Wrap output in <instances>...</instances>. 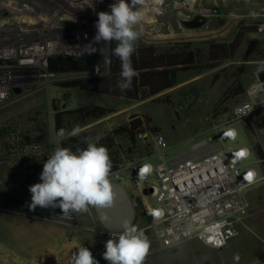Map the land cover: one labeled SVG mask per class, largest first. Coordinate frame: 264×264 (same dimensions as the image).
I'll return each instance as SVG.
<instances>
[{
	"label": "rangeland",
	"instance_id": "1",
	"mask_svg": "<svg viewBox=\"0 0 264 264\" xmlns=\"http://www.w3.org/2000/svg\"><path fill=\"white\" fill-rule=\"evenodd\" d=\"M26 2L28 5L21 4L27 11L25 17L15 19L16 23L0 25V90L5 93L0 97V264H70L72 253L83 246L99 264H108L102 254L110 236L94 207L81 213L78 227L59 223L58 207L29 209V186L33 185L29 179L39 178L47 157L69 138L57 139L55 115L65 114L63 128L71 131L78 126L79 134H86L88 143H96L130 119L140 120L143 133L134 145L124 138L115 141L114 150L121 156L118 166L144 160H151L155 166L162 160L199 152L205 148L201 145L213 140L216 131L232 118L233 108L246 100V90L257 82L260 59L247 58L244 51L254 33H264L257 31L258 24L264 22V0H162L159 12L154 9L153 0H147L142 8V22L137 26L141 35L135 47H152L157 53L180 46L201 51L209 42H229L241 27H255L256 31L244 36L232 59L201 73L180 72L175 86L138 101L63 87L64 83L110 76L111 49L116 42L107 45L102 55L99 51L89 55L83 47L93 40L97 13L110 11L108 5L115 0ZM204 10L211 14L203 16V25L197 28L183 25V21L202 16L200 13ZM253 12L257 14L255 18L250 15ZM47 43L64 46L70 53L44 56L39 63L22 54L33 47H41L43 51ZM93 46L99 49L103 43ZM59 57L80 62L84 69L50 72L49 60ZM240 88L245 93L235 95ZM91 106L110 109L111 113L85 124L70 115L79 108ZM254 116L240 122L244 133L238 126V144L245 143L246 139L252 141L255 133L264 137L263 130L250 124ZM20 136L26 143L36 141L38 151L26 155L16 140ZM22 160L26 167L15 170ZM251 161L253 158L246 163ZM22 171L25 174L21 176ZM120 182L125 183L138 212L141 204L134 199L135 190L130 192L133 183L125 178ZM249 197L250 215L241 226L239 236L223 249L214 250L197 241H185L173 250L147 254L143 264H264V251L259 249L264 224L257 226V235L246 229L255 221L264 223V200L261 201L264 184L253 188ZM138 216L131 225L139 228Z\"/></svg>",
	"mask_w": 264,
	"mask_h": 264
},
{
	"label": "built area",
	"instance_id": "2",
	"mask_svg": "<svg viewBox=\"0 0 264 264\" xmlns=\"http://www.w3.org/2000/svg\"><path fill=\"white\" fill-rule=\"evenodd\" d=\"M200 14L205 16L211 12L204 10ZM257 31L264 32V22L258 24ZM259 90L258 82L246 90V100L233 108L232 118L216 131L213 140L201 145H212L208 152L198 155L189 152L162 160L155 166L151 160L122 163L110 174L111 182L120 183L125 178L137 183L134 199L141 204L139 229L152 242L148 254L173 250L185 241H197L221 250L239 236L241 226L250 215L248 194L255 186L264 184V137L255 133L252 147L236 142L237 125L264 110V102H254ZM16 140L26 155L39 149L34 140L26 143L21 136ZM231 143L235 146L231 147ZM255 147L262 153V159L256 157ZM250 158L253 161L247 164ZM22 167H26L25 160L19 161L15 170ZM24 174L25 171L20 173ZM81 213L66 216L60 209L57 221L78 227ZM106 233L111 238L120 231L106 229Z\"/></svg>",
	"mask_w": 264,
	"mask_h": 264
},
{
	"label": "clouds",
	"instance_id": "3",
	"mask_svg": "<svg viewBox=\"0 0 264 264\" xmlns=\"http://www.w3.org/2000/svg\"><path fill=\"white\" fill-rule=\"evenodd\" d=\"M162 3V0H159ZM147 0H115L108 5L110 11L97 13L96 32L92 42L83 49L91 55L112 42L113 54L121 61V91L130 90L136 71L132 67L131 56L135 42L141 33L137 30L143 19L142 8ZM160 11V9H156ZM253 18L256 13L250 14ZM103 46L97 49L94 44ZM79 127L71 131L61 128L56 136L59 141L79 135ZM112 162L108 149L103 145L87 143L86 148L57 147L47 157L40 173V183L29 186L31 193L30 210L40 208H60L64 215L72 212H86L90 206L112 208L114 192L109 179ZM103 259L108 264H143L150 248L145 232L125 221L118 236L111 237L105 244ZM70 264H99L87 247H80L72 253Z\"/></svg>",
	"mask_w": 264,
	"mask_h": 264
},
{
	"label": "trees",
	"instance_id": "4",
	"mask_svg": "<svg viewBox=\"0 0 264 264\" xmlns=\"http://www.w3.org/2000/svg\"><path fill=\"white\" fill-rule=\"evenodd\" d=\"M255 27H241L233 35L229 42H209L205 50L194 51L188 46L171 48L165 52L157 53L152 47H135L131 56L132 67L136 71L133 78V86L130 90L121 91L117 86L121 82V61L113 52L110 56L111 71L110 76H101L96 78H87L82 81L64 83L65 88H77L87 93H96L99 95H108L119 97L130 101H138L149 98L175 86L177 74L186 71H196L201 73L214 69L226 60L232 59L241 45L244 36L247 33L255 32ZM112 51V49H111ZM245 57H257L264 61V48L260 47L257 40L248 42L245 51ZM84 69L80 62L71 58L59 57L55 60H49L48 70L53 73L71 72ZM244 89H239L235 95L244 94ZM111 113L110 109L91 106L82 107L73 111L70 115L82 124L89 121L99 120ZM253 113L251 116H253ZM65 114H56L54 117V133L62 126ZM65 129V128H64ZM143 133L142 122L137 119H130L112 129L107 135L99 139L95 144L103 145L108 149L112 162L111 173L117 170L120 161V153L114 150L117 138H124L130 144L136 143L137 137ZM88 137L86 134L69 137L61 143V147L86 148ZM255 154L258 159L263 155L257 147Z\"/></svg>",
	"mask_w": 264,
	"mask_h": 264
},
{
	"label": "water",
	"instance_id": "5",
	"mask_svg": "<svg viewBox=\"0 0 264 264\" xmlns=\"http://www.w3.org/2000/svg\"><path fill=\"white\" fill-rule=\"evenodd\" d=\"M205 23L203 16H195L193 19L183 21V25L188 28H197ZM257 82L260 84V90L257 95L254 96L255 103L264 102V69L257 73ZM132 192L137 183L134 182ZM114 192V203L112 208L94 207V210L98 214L101 225L111 231H121L125 221L132 224L136 215L138 216L141 209L138 212L135 211L131 194L117 182H111ZM141 208V207H140Z\"/></svg>",
	"mask_w": 264,
	"mask_h": 264
},
{
	"label": "crops",
	"instance_id": "6",
	"mask_svg": "<svg viewBox=\"0 0 264 264\" xmlns=\"http://www.w3.org/2000/svg\"><path fill=\"white\" fill-rule=\"evenodd\" d=\"M254 33V32H253ZM250 40H257L258 42H259V44H260V47L261 48H264V33H261V34H258V33H254V37H252V38H249V41ZM248 41V42H249ZM248 42H247V44H248ZM264 69V61H261L260 60V66L258 67V69H257V73L259 72V71H261V70H263ZM255 116L253 117V119L251 120V122H250V124H251V126L253 127V128H255V129H260V130H263L264 131V110H262V111H260V112H256L255 114H254ZM238 126H241V128H242V131H243V133H244V128L242 127V125L239 123L238 125H237V128H239ZM238 130V129H237ZM246 138V137H245ZM254 144V137L252 138V141L250 140V139H246V142L245 143H243V144H246V145H249V146H254L253 144ZM39 178L38 179H35L34 177H32V178H30L29 179V183H31V184H36L38 181L39 182H41V180H40V175L38 176ZM125 190H126V186H125V183H123V182H120L119 183ZM260 185H262V184H260ZM260 185H257V186H255L254 188H256V187H258V186H260ZM21 190H23V191H25V189H24V187H21L20 188ZM127 191V190H126ZM128 193V192H127ZM250 193V192H249ZM249 194H248V202H249V205H250V200H249ZM263 198H262V202H263ZM42 209V208H41ZM49 209V208H48ZM258 223H259V225H258ZM263 224L264 223H262V222H257V221H255L254 223H250L247 227H246V229H248L249 230V233H251V234H253V233H255L254 235H257L258 234V227L257 226H263ZM257 230V231H256ZM253 231V232H252ZM259 249H260V251H264V237L263 238H261V241H260V247H259Z\"/></svg>",
	"mask_w": 264,
	"mask_h": 264
},
{
	"label": "bare ground",
	"instance_id": "7",
	"mask_svg": "<svg viewBox=\"0 0 264 264\" xmlns=\"http://www.w3.org/2000/svg\"><path fill=\"white\" fill-rule=\"evenodd\" d=\"M11 2V1H10ZM10 4V3H8ZM16 4V3H15ZM14 4V5H15ZM12 3L10 5H7V7H9V9H11L13 11V14L16 15V19H20L22 17H25L26 14H27V11L25 9H23V7H19V6H14ZM153 5H154V9H160L162 6V3L159 2V0H153ZM181 6V5H180ZM152 8V7H151ZM11 11V12H12ZM156 12H159L156 10ZM23 24V23H22ZM42 27V26H41ZM57 49H60V51H57ZM77 49H74V54H77L78 51H76ZM62 52H66L65 51V48L64 46H56L54 43H51V44H46V49L45 50H41V47H33L31 50L29 51H24L22 54L25 56V57H33L35 58V61L37 63H39L40 61V58L41 57H44V56H49V55H56L58 53H62ZM72 52V53H73ZM66 53H70V52H66ZM3 55V54H2ZM4 56V55H3ZM41 64V63H40ZM43 66V64H41ZM4 92H2L0 90V96H3ZM213 148L212 145H207L205 146V148L203 149H200L199 152L197 151V153H195L194 155H198V154H202V153H205V152H208L209 150H211ZM191 156V155H189ZM188 156V157H189Z\"/></svg>",
	"mask_w": 264,
	"mask_h": 264
},
{
	"label": "flooded vegetation",
	"instance_id": "8",
	"mask_svg": "<svg viewBox=\"0 0 264 264\" xmlns=\"http://www.w3.org/2000/svg\"><path fill=\"white\" fill-rule=\"evenodd\" d=\"M14 1H16L17 3ZM26 1H31V3L33 2V4H35L34 1H37V0H0V25L3 26L4 24H8V23H16V20H15L16 18L13 16V11L9 9L7 5H10L11 3L14 5L16 3L14 6L23 7L21 4L28 5ZM23 9L25 8L23 7Z\"/></svg>",
	"mask_w": 264,
	"mask_h": 264
},
{
	"label": "snow or ice",
	"instance_id": "9",
	"mask_svg": "<svg viewBox=\"0 0 264 264\" xmlns=\"http://www.w3.org/2000/svg\"><path fill=\"white\" fill-rule=\"evenodd\" d=\"M241 155H243V153H241ZM143 171H147V169H144ZM248 179L249 180H251L252 179V174L251 173H249V175H248ZM156 215H159V213H156Z\"/></svg>",
	"mask_w": 264,
	"mask_h": 264
}]
</instances>
